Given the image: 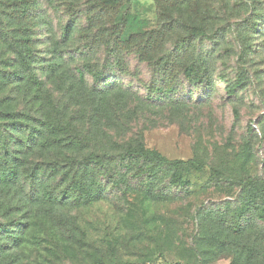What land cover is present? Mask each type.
I'll list each match as a JSON object with an SVG mask.
<instances>
[{
	"label": "rangeland",
	"instance_id": "374dc122",
	"mask_svg": "<svg viewBox=\"0 0 264 264\" xmlns=\"http://www.w3.org/2000/svg\"><path fill=\"white\" fill-rule=\"evenodd\" d=\"M31 1L38 58L62 57L88 89L108 93L100 111L89 100L74 105L100 152L117 158L141 145L201 168L181 167L191 186L169 188L166 179L160 189L172 198L151 202L112 161L108 172L127 184L104 185L99 203L66 210L71 230L35 225L24 264H230L236 247L223 253L220 225L198 213L231 219L241 180L264 176V0H131L118 13L102 0ZM196 27L204 35L190 37Z\"/></svg>",
	"mask_w": 264,
	"mask_h": 264
},
{
	"label": "trees",
	"instance_id": "16d2710c",
	"mask_svg": "<svg viewBox=\"0 0 264 264\" xmlns=\"http://www.w3.org/2000/svg\"><path fill=\"white\" fill-rule=\"evenodd\" d=\"M102 1L104 10L113 13L131 3ZM31 7V0H0V220L12 219L10 226L0 224V264H24L21 249L35 225L71 230L66 210L99 203L106 192L104 185L127 184L126 179L115 182L108 172L114 160L133 173L139 183L137 193L151 202L172 198L160 189L166 179L169 188L191 186L181 167L201 168L193 161L170 162L141 145H129L117 158L100 152L82 128V110L74 105L89 100L93 106L98 103L100 111L108 93L88 89L84 74L68 67L62 57L38 58L32 45ZM92 20V25L99 21ZM189 34L202 36L204 29L192 28ZM70 35H65L66 41ZM87 73L92 75L91 70ZM185 73L191 75L189 69ZM65 84L68 88L62 93L59 90ZM241 181L240 204L231 219L212 210H200L198 216L204 224L220 225V233L228 240L221 242L223 253L236 247L230 264H264V176ZM244 241L258 250L241 248Z\"/></svg>",
	"mask_w": 264,
	"mask_h": 264
}]
</instances>
